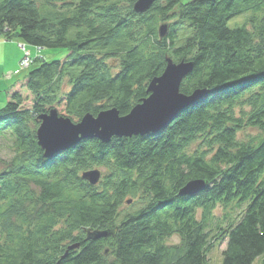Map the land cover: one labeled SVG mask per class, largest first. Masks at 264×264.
I'll use <instances>...</instances> for the list:
<instances>
[{
  "label": "trees",
  "instance_id": "16d2710c",
  "mask_svg": "<svg viewBox=\"0 0 264 264\" xmlns=\"http://www.w3.org/2000/svg\"><path fill=\"white\" fill-rule=\"evenodd\" d=\"M134 3L0 0V38L67 53L34 59L5 91L0 264H206L215 240L220 264H264V0H156L143 14ZM168 58L193 63L180 92L203 90L200 100L159 132L44 157L39 116L128 115ZM247 126L258 136L241 142ZM98 169L95 186L82 179ZM195 180L206 188L179 196ZM230 205L236 221L213 215ZM94 231L112 234L87 240Z\"/></svg>",
  "mask_w": 264,
  "mask_h": 264
},
{
  "label": "water",
  "instance_id": "95a60500",
  "mask_svg": "<svg viewBox=\"0 0 264 264\" xmlns=\"http://www.w3.org/2000/svg\"><path fill=\"white\" fill-rule=\"evenodd\" d=\"M156 0H135L133 12L143 14ZM159 37L167 35V26L158 28ZM193 63L183 61L174 63L166 60V67L161 75L151 80L147 85V97L135 105L128 115L120 116L118 110L107 109L96 116L85 114L77 123L71 122L67 117H62L53 109L48 114L37 118L39 127L36 130L37 145L46 159L55 157L60 152L71 149L86 139L99 140L108 144L111 138H129L144 136L161 131L171 123L174 117L200 100L204 91H194L191 95L180 92V83L190 75ZM82 179L95 186L102 177L100 170H88L82 174ZM206 188L204 181L195 180L186 183L179 190V196H194ZM127 205L131 201L126 202ZM112 233L108 231L88 232L86 239H101ZM77 245L68 249L76 248Z\"/></svg>",
  "mask_w": 264,
  "mask_h": 264
},
{
  "label": "rangeland",
  "instance_id": "374dc122",
  "mask_svg": "<svg viewBox=\"0 0 264 264\" xmlns=\"http://www.w3.org/2000/svg\"><path fill=\"white\" fill-rule=\"evenodd\" d=\"M242 19H238L236 22L237 23H241ZM231 25V24H229ZM6 41V40H5ZM12 41V40H11ZM19 42V41H18ZM25 45L20 43L19 42V47H20V50L23 51V56L22 58L26 55L28 56V58H30L31 63L34 62V59H45L46 61H51L53 59H57V60H61L67 53L65 50H44V49H36L32 46H28L26 45V49L29 50H32L33 53H34V56L36 54H38L35 58H32L30 56V54H28V52L24 49ZM19 66H20V62H19ZM20 69V67H19ZM21 72H28L27 69H24V70H20ZM5 94L1 89H0V108L3 107L6 103V100H5ZM258 130L256 129H253V128H250V127H246L244 128L243 130L239 131L237 133V136H238V139L239 141L241 142H247V140L251 139V138H256L258 135ZM1 143V142H0ZM197 144H193L191 146V152H193V150L196 148ZM9 152L7 151L6 148H2L0 147V169L2 167V161L3 160H7L9 157ZM100 173L103 175L102 173V170H100ZM131 198H126V200H129ZM130 208V205H127L126 203H123V205L121 206V210L122 211H126ZM242 210V209H241ZM225 211H227L229 214H228V217H229V221L231 222H234L236 221V219L238 218L239 214L241 213V211L239 210H235V208L233 209V206H228L227 209H224L222 206H217V208L213 211V215L218 219L222 220V218L224 217V213ZM240 212V213H239ZM199 216V215H198ZM224 222V221H223ZM227 224L223 223L222 227L224 228ZM180 241L179 237L176 235V236H173L169 239L166 240L165 244L167 245H176L178 244ZM218 243V240H215L213 242L214 246L209 250V253H208V257H207V263L206 264H220L221 263V252L225 249V241H219V244Z\"/></svg>",
  "mask_w": 264,
  "mask_h": 264
},
{
  "label": "crops",
  "instance_id": "0c3cea01",
  "mask_svg": "<svg viewBox=\"0 0 264 264\" xmlns=\"http://www.w3.org/2000/svg\"><path fill=\"white\" fill-rule=\"evenodd\" d=\"M25 50L32 58H35L32 50ZM23 56V51L20 50L19 42L16 40H3L0 38V89L5 93L9 87L20 81L28 72H21L19 62ZM7 101V95L5 94Z\"/></svg>",
  "mask_w": 264,
  "mask_h": 264
},
{
  "label": "built area",
  "instance_id": "2783aa9c",
  "mask_svg": "<svg viewBox=\"0 0 264 264\" xmlns=\"http://www.w3.org/2000/svg\"><path fill=\"white\" fill-rule=\"evenodd\" d=\"M31 61L32 60H30V58L25 55L20 61V70L28 69L30 67Z\"/></svg>",
  "mask_w": 264,
  "mask_h": 264
},
{
  "label": "bare ground",
  "instance_id": "6f19581e",
  "mask_svg": "<svg viewBox=\"0 0 264 264\" xmlns=\"http://www.w3.org/2000/svg\"><path fill=\"white\" fill-rule=\"evenodd\" d=\"M31 65H32V63L30 64V66H31ZM28 69H30V67H29ZM152 80H153V79H152ZM186 96H187V95H186ZM146 98H148V97H146ZM136 105H137V104H136ZM99 170H100V169H99ZM84 173H86V172H84ZM82 174H83V173H82ZM82 174H81V175H82ZM100 174H101V173H100Z\"/></svg>",
  "mask_w": 264,
  "mask_h": 264
}]
</instances>
